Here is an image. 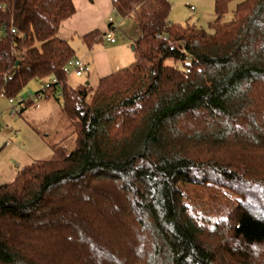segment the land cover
Wrapping results in <instances>:
<instances>
[{
  "label": "trees",
  "instance_id": "1",
  "mask_svg": "<svg viewBox=\"0 0 264 264\" xmlns=\"http://www.w3.org/2000/svg\"><path fill=\"white\" fill-rule=\"evenodd\" d=\"M228 1H215L206 31L172 23L170 0H112L141 35L135 61L94 88L67 82L76 54L59 31L73 0H0V50L12 51L0 93L56 79L37 92L59 104L74 138L0 184V264H220L223 251L237 259L264 244V0L239 2L223 21ZM187 186L234 198L223 250Z\"/></svg>",
  "mask_w": 264,
  "mask_h": 264
},
{
  "label": "rangeland",
  "instance_id": "2",
  "mask_svg": "<svg viewBox=\"0 0 264 264\" xmlns=\"http://www.w3.org/2000/svg\"><path fill=\"white\" fill-rule=\"evenodd\" d=\"M172 3L169 19L172 23L183 26H195L206 31H212L217 14L216 0H170ZM244 0H229L227 11L223 15V21L233 19L234 10L239 2ZM194 7V8H192ZM113 18V29L111 35L115 38L119 47L110 50L114 62H118L124 57L129 56L127 62L119 67L128 66L135 61V52L132 46L140 37L141 30L133 15L122 17L116 12H112L108 17ZM1 35V33H0ZM80 37L75 36L71 42L75 48V54L79 53ZM104 48L113 46L103 35L102 41L97 44ZM111 49V48H109ZM168 64H176L172 60ZM47 79L30 81L24 89L16 96L27 97L30 92L36 93L45 85L51 82ZM89 81L92 87L98 84V77L94 72L89 71L82 76H76L73 68L67 74V82L72 86ZM7 97H0V184L13 181L17 173L27 164L36 159L49 158L52 156V144L64 142L69 148L74 145V138L67 136L69 133L66 127L67 119L61 112L58 103H55L52 96L42 97L34 105H31L21 115H10ZM189 201L195 207L194 213L198 218L203 219V223L214 229L215 236L211 239L215 246L223 250L225 245L232 244L229 238V213L234 206V198H230L229 192L221 188L200 189L198 187L187 186L184 188ZM220 264H264V244L255 245L248 251L247 257L232 258L221 252L219 255Z\"/></svg>",
  "mask_w": 264,
  "mask_h": 264
},
{
  "label": "crops",
  "instance_id": "3",
  "mask_svg": "<svg viewBox=\"0 0 264 264\" xmlns=\"http://www.w3.org/2000/svg\"><path fill=\"white\" fill-rule=\"evenodd\" d=\"M73 2L76 12L62 24L59 31L60 37L68 40L71 45L75 36L80 37L79 53L76 57L83 58L88 63L90 72H94L98 77V80L101 77L107 76L114 71L123 68H117V66L125 64L127 60H129L127 59L129 56L124 55L125 58H122L119 63L114 62L110 50L119 47L116 40L115 42L109 41L113 46L110 45L108 48H104L103 45H97L102 39L93 42L92 45H89L83 40V36L89 32L97 29L101 32H106L108 30L109 24L107 19L112 12H115L112 0H73ZM121 47L123 49V46ZM121 47L117 49H121ZM55 103L57 102L55 101Z\"/></svg>",
  "mask_w": 264,
  "mask_h": 264
},
{
  "label": "built area",
  "instance_id": "4",
  "mask_svg": "<svg viewBox=\"0 0 264 264\" xmlns=\"http://www.w3.org/2000/svg\"><path fill=\"white\" fill-rule=\"evenodd\" d=\"M113 21H114L113 18L110 17L109 23H112V27H110L104 34L106 38L108 39V41L110 42H115V38L110 33V29H113ZM4 30H5V27L1 28L0 33L4 32ZM11 32L15 33L16 29L12 28ZM11 53L12 51L0 50V60L10 59ZM69 66L70 68H73V71L76 76H82L84 73L89 71V65L83 58H79V57L73 58L72 60H70ZM52 82H56V79H52ZM49 86H50V82L45 85V89L49 88ZM43 96H44V93L42 91L36 92V93L30 92L27 97L20 96V97H17V99L16 97H8L4 93H0V97H7L8 103H9L8 109L10 110V115L12 116L18 114V111L21 105L25 104L28 101L37 102ZM3 112L4 110L0 111V114H3ZM1 145H3L2 141H0V146Z\"/></svg>",
  "mask_w": 264,
  "mask_h": 264
},
{
  "label": "water",
  "instance_id": "5",
  "mask_svg": "<svg viewBox=\"0 0 264 264\" xmlns=\"http://www.w3.org/2000/svg\"><path fill=\"white\" fill-rule=\"evenodd\" d=\"M133 50L135 49V45L132 46ZM89 83V81H87V84Z\"/></svg>",
  "mask_w": 264,
  "mask_h": 264
}]
</instances>
